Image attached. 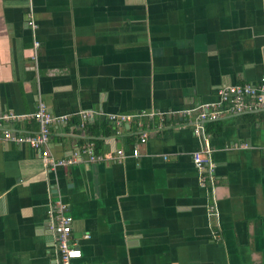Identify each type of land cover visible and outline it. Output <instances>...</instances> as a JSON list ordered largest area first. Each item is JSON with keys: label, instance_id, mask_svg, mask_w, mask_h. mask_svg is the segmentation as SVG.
I'll list each match as a JSON object with an SVG mask.
<instances>
[{"label": "crops", "instance_id": "1", "mask_svg": "<svg viewBox=\"0 0 264 264\" xmlns=\"http://www.w3.org/2000/svg\"><path fill=\"white\" fill-rule=\"evenodd\" d=\"M263 78L264 0H0V264H59L57 201L73 264H264L262 110L206 122L203 140L191 124L219 87ZM40 101L66 117L46 145L2 138L38 130ZM90 142L125 155L89 160ZM204 145L214 192L192 158Z\"/></svg>", "mask_w": 264, "mask_h": 264}, {"label": "built area", "instance_id": "2", "mask_svg": "<svg viewBox=\"0 0 264 264\" xmlns=\"http://www.w3.org/2000/svg\"><path fill=\"white\" fill-rule=\"evenodd\" d=\"M29 24L34 25L32 20L29 21ZM38 45L39 42L35 41V46L37 47ZM262 80L264 81V78ZM217 94L218 100L203 104L198 110L194 122H191L195 134L202 140L205 138L206 122L208 121L217 120L228 114L264 110V83L260 85L251 83L224 85L218 88ZM143 115L145 113L134 115L113 114L110 118L116 123H122ZM83 116L84 118H88L89 115L83 114ZM31 117L37 121L39 125L38 130L34 132L14 133L10 129L4 128L1 134L2 138L14 141L15 143H25L33 150L40 149L50 141L51 127L54 122L57 120L64 121L66 118L61 117L57 119L42 101L37 103V108ZM146 140L147 133L142 132L140 142L144 143ZM244 146H247V144H244ZM81 151L86 153L89 160L94 161L117 160L125 155V151L121 148L117 149L114 155L97 153L94 150V142H90L84 146ZM260 151L264 154V143L261 144ZM133 154L138 156L139 149L134 147ZM212 154L211 146L204 145L193 153L192 158L197 169L200 184L209 187L214 192L217 179L214 175L216 165ZM80 157L79 152L75 151L72 156L61 159L51 158L49 162L52 167H65L79 161ZM211 208L213 209L214 206L212 205ZM48 214L49 222L47 226L55 236L59 264H73V261L82 257V249L78 242H74L71 239L73 217L68 212L67 204L61 201L55 202L51 205ZM85 237L87 238L88 235H85Z\"/></svg>", "mask_w": 264, "mask_h": 264}, {"label": "trees", "instance_id": "3", "mask_svg": "<svg viewBox=\"0 0 264 264\" xmlns=\"http://www.w3.org/2000/svg\"><path fill=\"white\" fill-rule=\"evenodd\" d=\"M251 114H254L255 115V113H253V112H250ZM262 113L264 114V110L262 111ZM256 116V115H255ZM211 125H212V122L211 123H209L208 124V129L210 130V127H211ZM89 128H91V127H89ZM110 131V130H109ZM109 131H107V135H109L110 133H109ZM111 132V131H110ZM100 141H98V143H99Z\"/></svg>", "mask_w": 264, "mask_h": 264}]
</instances>
